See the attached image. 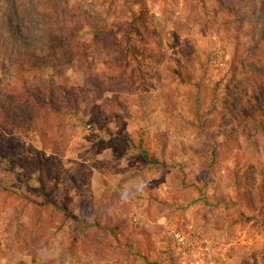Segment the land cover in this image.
<instances>
[{"label":"rangeland","instance_id":"obj_1","mask_svg":"<svg viewBox=\"0 0 264 264\" xmlns=\"http://www.w3.org/2000/svg\"><path fill=\"white\" fill-rule=\"evenodd\" d=\"M11 1L0 264H264V0Z\"/></svg>","mask_w":264,"mask_h":264},{"label":"trees","instance_id":"obj_2","mask_svg":"<svg viewBox=\"0 0 264 264\" xmlns=\"http://www.w3.org/2000/svg\"><path fill=\"white\" fill-rule=\"evenodd\" d=\"M5 9L9 12L8 13V18H6V21H4L3 25V31L0 32V42H3V47L10 46L9 52L10 55L15 58H20L24 53L26 57H28L30 60H40L43 61L42 64L46 66H52L48 61H45L43 55L40 53L41 51H38L37 48L35 47H30L31 44L28 42L30 38L37 37V35H33L32 30L30 29H25L21 21L19 24H14L13 20L14 17H18V20L21 18L18 15V7L12 3L11 0H7ZM2 47V48H3ZM5 49V48H3ZM12 59V58H11ZM50 59V57H49ZM34 66L32 69L34 70ZM20 70V69H19ZM38 104L40 109L44 111L45 116L47 115V109L44 110L43 108V100L44 98L41 97V92H38ZM41 94V95H40ZM44 116V115H43Z\"/></svg>","mask_w":264,"mask_h":264},{"label":"built area","instance_id":"obj_3","mask_svg":"<svg viewBox=\"0 0 264 264\" xmlns=\"http://www.w3.org/2000/svg\"><path fill=\"white\" fill-rule=\"evenodd\" d=\"M172 239L175 245L177 246H184L186 244V240L183 234L176 232L172 234ZM203 252L208 251L206 243L205 245L200 248ZM182 253H184V250H182ZM201 260L200 259H195L194 258V264H200Z\"/></svg>","mask_w":264,"mask_h":264},{"label":"crops","instance_id":"obj_4","mask_svg":"<svg viewBox=\"0 0 264 264\" xmlns=\"http://www.w3.org/2000/svg\"><path fill=\"white\" fill-rule=\"evenodd\" d=\"M125 167H126V164H125ZM124 169H125V168H124ZM131 170H132V168H128L127 171H126V172H127V175H128L129 177H130V175H131V173H132ZM140 186H141V185H140ZM142 187H143V185H142ZM206 226H208V225H206Z\"/></svg>","mask_w":264,"mask_h":264}]
</instances>
